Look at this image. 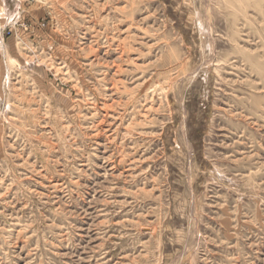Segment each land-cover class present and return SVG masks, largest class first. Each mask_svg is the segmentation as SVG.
Returning a JSON list of instances; mask_svg holds the SVG:
<instances>
[{
  "label": "rangeland",
  "instance_id": "374dc122",
  "mask_svg": "<svg viewBox=\"0 0 264 264\" xmlns=\"http://www.w3.org/2000/svg\"><path fill=\"white\" fill-rule=\"evenodd\" d=\"M0 264H264V0H0Z\"/></svg>",
  "mask_w": 264,
  "mask_h": 264
},
{
  "label": "bare ground",
  "instance_id": "6f19581e",
  "mask_svg": "<svg viewBox=\"0 0 264 264\" xmlns=\"http://www.w3.org/2000/svg\"><path fill=\"white\" fill-rule=\"evenodd\" d=\"M63 67H64V66H61L62 69H63ZM62 69H61V70H62ZM66 69H67V68H66ZM62 71H63V70H62ZM67 72H68V71H67ZM67 72H66V73H67ZM69 72H70V71H69ZM66 73H65V74H66ZM68 76H70V75L68 74ZM101 124H102V123H101Z\"/></svg>",
  "mask_w": 264,
  "mask_h": 264
}]
</instances>
